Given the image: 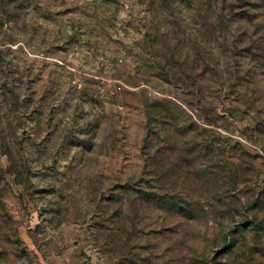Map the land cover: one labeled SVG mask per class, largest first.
Instances as JSON below:
<instances>
[{"label": "rangeland", "instance_id": "rangeland-1", "mask_svg": "<svg viewBox=\"0 0 264 264\" xmlns=\"http://www.w3.org/2000/svg\"><path fill=\"white\" fill-rule=\"evenodd\" d=\"M0 264H264V0H0Z\"/></svg>", "mask_w": 264, "mask_h": 264}]
</instances>
